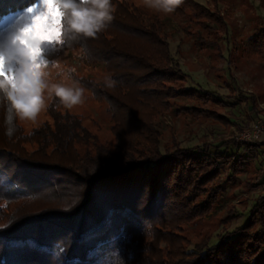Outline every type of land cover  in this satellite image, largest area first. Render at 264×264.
Listing matches in <instances>:
<instances>
[{
    "label": "trees",
    "instance_id": "16d2710c",
    "mask_svg": "<svg viewBox=\"0 0 264 264\" xmlns=\"http://www.w3.org/2000/svg\"><path fill=\"white\" fill-rule=\"evenodd\" d=\"M36 0H0V18L20 13ZM113 20L97 38L75 43L86 64H102L113 88L79 78L95 100L107 104L113 148L101 143L81 117L58 101L49 104V120L6 134L0 109V264H264V196L257 198L247 222L214 245L192 242L185 227L203 219L246 169L248 153L264 146L262 136L206 142L201 147L174 145L161 150L157 118L172 110L173 100L198 103L177 112L243 128L227 108L231 93L187 86L171 51L161 13L130 0H112ZM213 8L196 0L172 14L201 49L214 48L228 23L221 0ZM197 27L194 31L193 28ZM180 48H177L179 52ZM246 57L264 68V25L249 38ZM257 115L256 97L247 95ZM240 100V99H239ZM226 170V179L222 174ZM259 183L249 184L256 188ZM230 212L223 222L237 218Z\"/></svg>",
    "mask_w": 264,
    "mask_h": 264
},
{
    "label": "rangeland",
    "instance_id": "374dc122",
    "mask_svg": "<svg viewBox=\"0 0 264 264\" xmlns=\"http://www.w3.org/2000/svg\"><path fill=\"white\" fill-rule=\"evenodd\" d=\"M130 1L150 11L142 5L141 0ZM196 1L209 8L214 6L213 0ZM219 10L229 27L227 37L218 40L224 59L216 49H201L193 38L185 35L184 22L172 13L161 12V17L165 32L169 36L172 54L189 76L187 86L214 92L220 98H225L230 93L234 95L237 103L232 107L220 108L212 104L205 107L216 109L222 114L231 112L236 116V120L243 122V128L234 125L228 127L205 117L195 118L179 113L177 111L181 107L198 103L176 99L172 101V110L163 113L156 120L161 132L163 151L167 147L171 148L174 145L173 141L181 147H201L206 142L218 143L227 139H240L243 131L264 124V68L261 63L246 57L243 51L256 28L264 25V0H221ZM10 14L0 18V29L5 25L14 24L19 19L18 16ZM5 17L8 19L5 20ZM196 29L197 27L193 28L194 31ZM47 56L50 60H61L68 66L76 67L77 72L73 74L76 80L82 78L104 83L105 77H109L102 64L94 66L86 64L80 49L70 50L63 47L56 50L49 47ZM79 83L85 89V102L68 111L81 117L83 125L96 135L101 143L113 148L114 136L111 132L113 123L107 104L95 100L92 91L82 82ZM247 95L256 97L257 115L253 114L250 105L243 99ZM47 120L49 117L45 112L39 118V126ZM19 123L26 130L36 127L31 123ZM246 162V170L233 182L226 184V190L214 209L203 219L185 227L183 234L192 242L189 249L206 240H209V245L217 244L223 236L234 232L247 222L257 198L264 196V146L251 150ZM226 173L225 170L222 174L223 181L226 179ZM256 183H259L258 187H249V184ZM230 212L236 213L237 218L229 223L223 222ZM2 223L0 222V225ZM254 231L262 235L264 224H258Z\"/></svg>",
    "mask_w": 264,
    "mask_h": 264
},
{
    "label": "clouds",
    "instance_id": "9594fccd",
    "mask_svg": "<svg viewBox=\"0 0 264 264\" xmlns=\"http://www.w3.org/2000/svg\"><path fill=\"white\" fill-rule=\"evenodd\" d=\"M141 3L155 12L171 14L184 0ZM114 12L112 0H36L22 12L10 14L19 19L0 29V109L5 111L8 136L15 133L16 121L39 127V118L54 100L57 107L67 110L85 102V89L73 78L76 67L50 60L47 51L97 38ZM104 83L113 88L117 81L105 77Z\"/></svg>",
    "mask_w": 264,
    "mask_h": 264
},
{
    "label": "built area",
    "instance_id": "2783aa9c",
    "mask_svg": "<svg viewBox=\"0 0 264 264\" xmlns=\"http://www.w3.org/2000/svg\"><path fill=\"white\" fill-rule=\"evenodd\" d=\"M253 136H262L264 141V124L254 127L252 130L243 131L240 140H248Z\"/></svg>",
    "mask_w": 264,
    "mask_h": 264
},
{
    "label": "snow or ice",
    "instance_id": "6c2138e0",
    "mask_svg": "<svg viewBox=\"0 0 264 264\" xmlns=\"http://www.w3.org/2000/svg\"><path fill=\"white\" fill-rule=\"evenodd\" d=\"M38 28H39V26H38ZM37 34H41V33L38 31Z\"/></svg>",
    "mask_w": 264,
    "mask_h": 264
}]
</instances>
